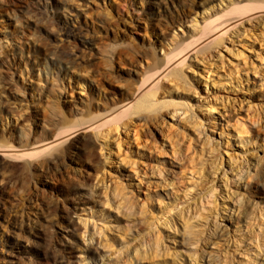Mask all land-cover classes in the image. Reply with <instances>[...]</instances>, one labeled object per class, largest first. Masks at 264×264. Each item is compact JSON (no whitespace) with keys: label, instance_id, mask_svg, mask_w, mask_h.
<instances>
[{"label":"rangeland","instance_id":"rangeland-1","mask_svg":"<svg viewBox=\"0 0 264 264\" xmlns=\"http://www.w3.org/2000/svg\"><path fill=\"white\" fill-rule=\"evenodd\" d=\"M15 2L0 0V146L149 109L80 130L47 170L0 167V264H264V13L137 91L208 17L254 1Z\"/></svg>","mask_w":264,"mask_h":264},{"label":"bare ground","instance_id":"bare-ground-1","mask_svg":"<svg viewBox=\"0 0 264 264\" xmlns=\"http://www.w3.org/2000/svg\"><path fill=\"white\" fill-rule=\"evenodd\" d=\"M253 1L254 3L248 2L243 5L236 4L231 9L226 10L222 16L208 17L205 23L203 24V26L197 32L196 36H194L191 41H189L186 44L185 43L179 44L174 48H172L169 52H167L164 59L165 67L161 68L160 70H157L152 75H145L144 79L142 80L141 86L137 90L138 93L139 94L142 93L141 91L145 89L149 91V93H147L143 97V100H145L146 102L150 97L152 96L154 97L152 91L156 89L157 84L161 80L160 77L168 70V68L174 65H176L177 67H182L186 63L188 59V55L191 52H197L202 50L205 46H207L210 40H213L215 36L226 31L227 28L231 26V24L233 23L235 24V22H237L238 20L246 18L249 15H254L256 13H264V0H253ZM24 2L25 0H16L15 3L17 6L21 7L22 6L21 4H23ZM39 11L41 10L39 9ZM62 29L64 30L65 34L80 38V40L83 43L87 42L83 40V38L81 37L82 35L80 31L74 33L73 31L70 30L68 24H64L62 26ZM129 48L131 47L129 46ZM132 50H134V48ZM114 54L115 51L111 49L109 51V56L112 58ZM117 55H120V53ZM133 101L134 99L129 100L128 103L116 109L110 115L105 116L91 124L89 122H86L80 128L79 126L76 127L74 126V128L69 129L70 127L69 128L67 127L68 129H65L61 127L59 128V126L57 127L55 124L50 125V127L47 128L42 126L40 127V132H39L41 138H34V137L32 138L27 133H24L25 134L24 137L28 140L27 143L24 144L23 146L21 145L20 147H15V146L5 147L4 145L0 146V156L4 162L3 163L2 161H0V167L3 168L5 166L7 167L6 164L13 161L15 162L26 159L33 160V159H39L41 157L43 158L45 157V159L39 162V166L41 170L42 169L47 170L56 160H58L59 154L57 150L63 147L65 144H67L72 138H74L78 134V132H80V130L96 131L102 134L106 128L117 124L118 120L120 121L121 119L128 117L133 109H135L136 113H139V111L142 110L145 111L149 109L147 108L146 105H144V102H140L134 107L132 104ZM136 255H137V251L135 257L138 259L139 255L138 256ZM47 257L52 258V256L48 254ZM55 260L58 259L56 258ZM61 260L62 261H60L59 264H66V262L63 261V258H61Z\"/></svg>","mask_w":264,"mask_h":264}]
</instances>
